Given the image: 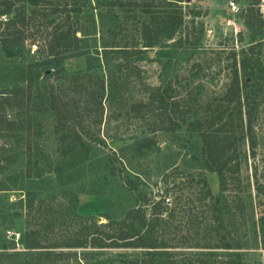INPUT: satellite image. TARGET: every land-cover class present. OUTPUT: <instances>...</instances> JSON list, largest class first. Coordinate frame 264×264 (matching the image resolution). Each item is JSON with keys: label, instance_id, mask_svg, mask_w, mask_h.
<instances>
[{"label": "rangeland", "instance_id": "rangeland-1", "mask_svg": "<svg viewBox=\"0 0 264 264\" xmlns=\"http://www.w3.org/2000/svg\"><path fill=\"white\" fill-rule=\"evenodd\" d=\"M151 1L158 17L177 15L183 25L174 38L162 34L158 45L144 48L141 30L143 23L150 21L151 11L141 6ZM56 2L61 3L62 16L70 14L80 29L79 49L68 53L58 75L60 81L66 83L71 76L88 71L102 77L106 84L104 120L94 128V143L72 153L59 143L51 111L35 114L28 130L0 132V231L17 242L21 233L36 226L39 212L123 218L139 205V193L158 189L169 188V198H182L183 202L199 193L201 174L218 196V176L203 167L198 133L187 125L177 130L155 129L159 127L152 119L137 117L133 106L147 100L146 85L171 89L177 99L206 101L222 94L230 81L233 53L248 54L257 61L264 87V31L254 36L244 22L251 0L51 1ZM261 4L264 14V0ZM31 10L26 6V14ZM51 18L55 24L62 17L56 14ZM29 30L23 55L8 57L0 48V88L25 83L27 66L38 57L32 54L36 45L29 51L28 42L43 35L37 21ZM125 49H140L141 53L128 63ZM260 100L256 155L250 156L245 143L243 184L240 190L227 194L229 205L224 212L228 228L236 238L246 240V248L240 250L252 264H264V240L255 232L261 213L258 201L264 200V192L257 193L253 177L256 166L264 189V93ZM32 198L36 204L30 209ZM41 201L52 205L48 212L39 210Z\"/></svg>", "mask_w": 264, "mask_h": 264}, {"label": "trees", "instance_id": "trees-1", "mask_svg": "<svg viewBox=\"0 0 264 264\" xmlns=\"http://www.w3.org/2000/svg\"><path fill=\"white\" fill-rule=\"evenodd\" d=\"M51 1L0 0V48L6 56L24 54L25 33L33 29L35 21L43 34L28 42L29 51L36 45L32 54L38 57L29 62L25 83L0 88V132L28 130L35 114L51 111L58 141L72 153L95 141L94 128L104 120L106 84L90 71L73 75L66 83L60 81L58 75L68 53L79 49L80 29L70 14L62 16L61 3ZM25 5L32 7L30 14H26ZM46 6L52 12H47ZM154 6V1L141 6L151 11L150 21H145L141 30L144 48L158 45L162 34L174 38L183 25L177 15L158 17ZM261 7V0H251L244 15L245 25L254 36L264 31ZM56 14L62 18L52 24L55 20L51 16ZM140 51L125 49L123 56L131 63ZM229 78L226 90L206 101L177 99L171 89L146 85L147 100L133 106L137 117L152 119L159 127L155 129L177 130L187 125L198 133L203 167L218 176V196L201 174L197 196L182 202V198H169V188L139 193V205L123 218L105 216L103 220L74 212H39L34 219L36 226L21 233L17 242L0 231V264H252L240 250L246 248V240L236 238L228 228L224 212L229 205L227 194L243 184L244 144H248L250 156L256 155V124L264 87L258 78L257 61L248 54L233 53ZM28 163L32 164L31 156ZM111 172L117 174L116 169ZM253 177L257 193L262 194L256 166ZM258 202L261 213L255 232L264 240V200ZM35 204L32 198L28 207L33 209ZM38 205L46 212L52 207L45 201Z\"/></svg>", "mask_w": 264, "mask_h": 264}]
</instances>
